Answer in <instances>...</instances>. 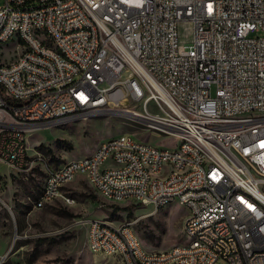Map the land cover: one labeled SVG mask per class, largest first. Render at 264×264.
Segmentation results:
<instances>
[{"label":"built area","instance_id":"2783aa9c","mask_svg":"<svg viewBox=\"0 0 264 264\" xmlns=\"http://www.w3.org/2000/svg\"><path fill=\"white\" fill-rule=\"evenodd\" d=\"M9 34L28 54L12 60L15 49L1 52ZM124 101L139 104L158 135L201 138L204 153L177 145L164 156L131 134L112 137L92 163L51 169L35 208L75 204L62 178L88 171L97 193L155 210L185 208L184 236L202 238L200 247L147 252L132 223L88 221L89 249L112 264H264V0H4L2 162L29 170V132ZM109 148H116L114 168H99ZM224 160L239 176L225 171ZM161 162H169L170 176L148 178Z\"/></svg>","mask_w":264,"mask_h":264},{"label":"rangeland","instance_id":"374dc122","mask_svg":"<svg viewBox=\"0 0 264 264\" xmlns=\"http://www.w3.org/2000/svg\"><path fill=\"white\" fill-rule=\"evenodd\" d=\"M4 0H0V6ZM15 38L2 52L15 49ZM12 52L15 59L18 52ZM139 104H121L101 114L27 134L30 169L16 174L0 160V264H112L113 260L92 252L87 244V222L102 220L113 226L132 223L147 251L169 250L189 242L184 236L187 210L171 204L155 210L134 202L113 203L100 196L80 177L64 191L75 199L67 205L58 199L42 209L34 202L51 169L91 155L112 137L131 134L160 149H176L180 139L156 134L143 118ZM146 125V126H145Z\"/></svg>","mask_w":264,"mask_h":264},{"label":"bare ground","instance_id":"6f19581e","mask_svg":"<svg viewBox=\"0 0 264 264\" xmlns=\"http://www.w3.org/2000/svg\"><path fill=\"white\" fill-rule=\"evenodd\" d=\"M18 40V35L17 34H9V36L2 41L1 44V52L5 48V45L8 44L10 41L14 39ZM18 49H22L21 51L18 52V56H22L23 54H28V46H17ZM46 50H53V43H46ZM66 63H74V56H66ZM125 102V101H124ZM125 104H127L125 102ZM134 118H143L144 117L141 113L139 112H134L132 114ZM146 120V119H145ZM76 120H60V121H53L52 122V127L62 125L68 122H72ZM148 127L153 129V122H147ZM146 126V125H145ZM121 136V135H120ZM119 137V136H117ZM180 139V145H193L195 148V152L197 153H204V144H201V138H195L193 135H184L182 137H178ZM110 141V139L106 140ZM135 144L136 145H141V147H148L149 144L145 143L143 141L135 139ZM102 143L99 145L101 146ZM98 146V148H99ZM150 151L153 152H160L161 155L164 156H171L173 155V150L169 148L165 149H160L157 147H154L150 145ZM115 155H116V148H109L107 151V161H99V168H105V169H113L114 168V161H115ZM96 157V150L91 154L87 155L84 157H80L78 159H75V164H90L92 163V159ZM73 165V160L62 164L60 167H58V170H66L67 168L71 167ZM224 169L226 172H232V176H239V168H236L235 162L231 160H224ZM28 171V168H13V172L16 174H24L25 172ZM84 176L86 180H88V171H81L79 175H66L63 176L62 178V185L67 186L68 184L72 183L75 181L78 177ZM170 176V167H169V162H161L160 165L158 166V169H149L148 170V178L157 180V181H164L166 177ZM52 181V174H47L41 194H46L48 192L49 184H51ZM98 194L102 196L104 199L113 202V203H126V202H134L135 199H128V198H119V197H112L111 196H106V190H98ZM64 196L65 197H70V195L66 194L64 191ZM173 203H164V207L169 206ZM46 205V204H45ZM44 205V206H45ZM35 206V202H34ZM133 232L134 229H133ZM184 232H185V222H184ZM187 240L189 239L188 243H185V247H200L202 246V238L198 237H186ZM145 249V248H144ZM174 249H180V245L175 246L169 250L166 251H173ZM146 250V249H145ZM147 251V250H146ZM150 252V251H147ZM153 264H168L166 262H154ZM242 264H250V260H243Z\"/></svg>","mask_w":264,"mask_h":264},{"label":"water","instance_id":"95a60500","mask_svg":"<svg viewBox=\"0 0 264 264\" xmlns=\"http://www.w3.org/2000/svg\"><path fill=\"white\" fill-rule=\"evenodd\" d=\"M50 125H42V126H38V129H45V128H50Z\"/></svg>","mask_w":264,"mask_h":264},{"label":"crops","instance_id":"0c3cea01","mask_svg":"<svg viewBox=\"0 0 264 264\" xmlns=\"http://www.w3.org/2000/svg\"><path fill=\"white\" fill-rule=\"evenodd\" d=\"M80 177L85 178L84 176H80ZM80 177H78V178H80ZM78 178H77V179H78ZM77 179H76V180H77ZM76 180H75V181H76ZM85 180H86V179H85ZM73 182H74V181H73ZM64 189H65V188H64ZM46 205H48V204H46ZM46 205H45V206H46ZM45 206H44V207H45ZM34 207H35V206H34Z\"/></svg>","mask_w":264,"mask_h":264}]
</instances>
